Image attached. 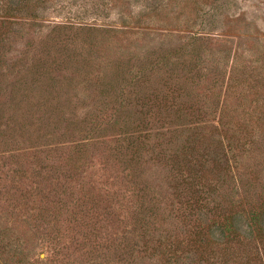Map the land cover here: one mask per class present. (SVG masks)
Segmentation results:
<instances>
[{
  "label": "rangeland",
  "instance_id": "rangeland-1",
  "mask_svg": "<svg viewBox=\"0 0 264 264\" xmlns=\"http://www.w3.org/2000/svg\"><path fill=\"white\" fill-rule=\"evenodd\" d=\"M0 264H264V0H0Z\"/></svg>",
  "mask_w": 264,
  "mask_h": 264
}]
</instances>
